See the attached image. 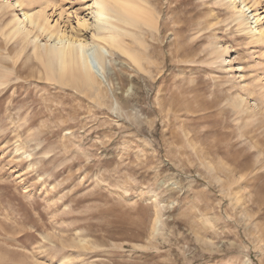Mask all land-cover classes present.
I'll return each instance as SVG.
<instances>
[{"label":"rangeland","instance_id":"obj_1","mask_svg":"<svg viewBox=\"0 0 264 264\" xmlns=\"http://www.w3.org/2000/svg\"><path fill=\"white\" fill-rule=\"evenodd\" d=\"M4 1L0 264H264V41L221 0H146L154 31L118 25L139 67L108 48L95 84H60ZM85 7L24 10L81 36Z\"/></svg>","mask_w":264,"mask_h":264},{"label":"bare ground","instance_id":"obj_2","mask_svg":"<svg viewBox=\"0 0 264 264\" xmlns=\"http://www.w3.org/2000/svg\"><path fill=\"white\" fill-rule=\"evenodd\" d=\"M221 1L227 4L234 21L239 24L240 31L252 41H264V26H261L264 17L257 10L256 0H253L252 5L247 0ZM32 4L34 0H5L2 3V9L8 7L21 13L13 15L8 25V36L23 40L33 31L45 35L46 43L34 49L35 56L43 64L47 79L56 80L60 84L74 83L88 88L95 84L96 78L101 79L95 72V64L101 68L102 62L110 56L108 48L118 51L139 67L137 57L122 43L121 33L133 36L132 32L123 27L135 28L142 25L154 31L157 26V21L147 8L146 0H85V19L77 20L73 29L81 30L83 35L76 36L74 33H66L56 24L50 26L42 12L31 13L24 10V7ZM86 32L89 36L85 35ZM219 50L222 55L226 53L224 48ZM221 59L224 61L222 57ZM243 102L240 98V103Z\"/></svg>","mask_w":264,"mask_h":264}]
</instances>
